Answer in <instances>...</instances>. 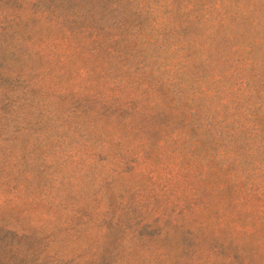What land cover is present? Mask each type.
Returning <instances> with one entry per match:
<instances>
[{
	"label": "rangeland",
	"instance_id": "obj_1",
	"mask_svg": "<svg viewBox=\"0 0 264 264\" xmlns=\"http://www.w3.org/2000/svg\"><path fill=\"white\" fill-rule=\"evenodd\" d=\"M126 1L0 0V264H264V0Z\"/></svg>",
	"mask_w": 264,
	"mask_h": 264
},
{
	"label": "trees",
	"instance_id": "obj_2",
	"mask_svg": "<svg viewBox=\"0 0 264 264\" xmlns=\"http://www.w3.org/2000/svg\"><path fill=\"white\" fill-rule=\"evenodd\" d=\"M123 3H127V1L123 0ZM114 8L116 9V7H114ZM130 9H131V7H130ZM142 13H143V11H142ZM153 25H154L155 28L157 26H160V24L157 22V20H155L153 22ZM153 42H154V40H153ZM260 124H261L260 120H255L254 121V127H253V130L251 131V133L249 134V137H248L249 140L248 141L253 140L255 138H261L262 131L260 129ZM223 125H224L223 127H218V126H216L215 123L212 122L210 124H207L206 126H203L201 128V131L203 130L205 133L213 132V133H215V136H221L222 130L224 128V129L227 130V133H228V135L230 137L227 144H228V146H232L234 144V142L237 140V135H236L237 130L246 131V130L249 129L243 122L240 123L238 127H233L232 125H229V124H223ZM187 128H189V125H187ZM196 143L198 144V142H196ZM220 147H221L222 150L226 151V144H225V146L222 144V145H220ZM256 149L264 150V145H259V146H257Z\"/></svg>",
	"mask_w": 264,
	"mask_h": 264
}]
</instances>
